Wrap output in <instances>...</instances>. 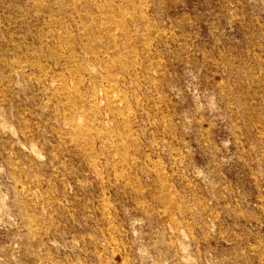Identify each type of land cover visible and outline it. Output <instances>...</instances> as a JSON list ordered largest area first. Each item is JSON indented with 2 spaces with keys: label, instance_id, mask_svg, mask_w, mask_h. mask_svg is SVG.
Segmentation results:
<instances>
[{
  "label": "rangeland",
  "instance_id": "374dc122",
  "mask_svg": "<svg viewBox=\"0 0 264 264\" xmlns=\"http://www.w3.org/2000/svg\"><path fill=\"white\" fill-rule=\"evenodd\" d=\"M0 264H264V0H0Z\"/></svg>",
  "mask_w": 264,
  "mask_h": 264
}]
</instances>
